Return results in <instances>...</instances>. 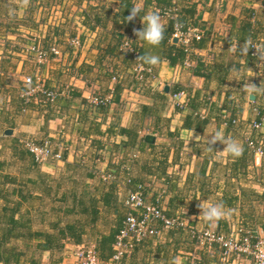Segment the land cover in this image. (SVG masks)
Segmentation results:
<instances>
[{
	"label": "crops",
	"instance_id": "crops-1",
	"mask_svg": "<svg viewBox=\"0 0 264 264\" xmlns=\"http://www.w3.org/2000/svg\"><path fill=\"white\" fill-rule=\"evenodd\" d=\"M172 6L183 24L203 31L187 53L171 37L174 20L156 10ZM145 12L158 13L164 28L155 47L135 36ZM124 38L142 57L160 58L150 66L164 85L135 77ZM257 41L264 46V0H0V264H72L80 244L108 261L129 211L125 199L139 188L179 224L157 221L161 236L132 242L119 264H252L245 256L223 261L220 247L195 232L264 236V158L248 143L264 148ZM38 50L47 52L43 61ZM26 76L60 96L27 101ZM181 90L184 109L172 103ZM94 95L109 104L91 105ZM46 138L66 150L62 160L38 162L23 144ZM209 205L223 214L207 220Z\"/></svg>",
	"mask_w": 264,
	"mask_h": 264
},
{
	"label": "built area",
	"instance_id": "built-area-1",
	"mask_svg": "<svg viewBox=\"0 0 264 264\" xmlns=\"http://www.w3.org/2000/svg\"><path fill=\"white\" fill-rule=\"evenodd\" d=\"M163 16L174 20V28L171 37L177 39L184 45L187 52L190 51V46L193 40H199L203 36V31L193 25H185L179 21L180 15L176 6L165 8L163 11L156 9ZM71 45L78 46L80 41L72 39ZM252 54L260 57L264 55V46L261 42H253L251 44ZM121 48L129 52L134 58L133 72L138 80L147 78L152 85L162 86L163 81L156 73L154 67L144 63L140 59V54L133 47L128 38H124ZM38 60L43 61L47 52L38 50ZM51 52L54 55H60L59 49L51 47ZM191 64L189 56L184 62L188 67ZM25 89L22 96L28 101L31 98L40 96V101L43 103L55 101L61 94L60 91L47 89L44 81L40 78L35 80L31 76H26L23 79ZM172 103L174 106L184 109L187 107V94L181 90L172 93ZM264 99V88L262 91ZM93 106H107L109 104L108 97L92 96L89 100ZM255 127H260L261 123H254ZM249 145L255 150V153L264 158V148L262 145L256 144L254 141H249ZM35 156L38 162H44L47 159L62 160L63 152L58 150L57 143L52 139H45L42 144L26 143L25 145ZM103 178L113 180L112 173H102ZM125 204L129 211L126 214L123 225L116 235L114 242V252L108 261L100 260L95 246L90 244L76 245L72 250V264H119L121 257L129 252L133 246L132 242H141L148 237L161 236V231L156 227L157 221L163 222L164 227L171 228L179 224L178 218H169L163 208L157 203H150L146 200L143 191L139 189L131 191L125 199ZM199 240L207 243L209 246L216 243L221 249V259L228 262L233 258L242 256L249 257L252 264H264V236L254 231H245L242 228H232L228 234H222L210 229L195 232Z\"/></svg>",
	"mask_w": 264,
	"mask_h": 264
},
{
	"label": "clouds",
	"instance_id": "clouds-1",
	"mask_svg": "<svg viewBox=\"0 0 264 264\" xmlns=\"http://www.w3.org/2000/svg\"><path fill=\"white\" fill-rule=\"evenodd\" d=\"M138 9L133 8L130 10L127 16L128 21H132L137 16ZM142 28L135 31V36L138 40L146 45L155 47L161 39L164 31L163 25L160 21V17L156 12H145L143 17L140 18ZM140 59L149 65H157L160 62V58L156 55H145ZM219 137V133L216 134ZM225 150L232 154H239V147L234 142H227ZM223 214L222 208L219 205H209L203 210V215L207 220L218 219Z\"/></svg>",
	"mask_w": 264,
	"mask_h": 264
},
{
	"label": "rangeland",
	"instance_id": "rangeland-1",
	"mask_svg": "<svg viewBox=\"0 0 264 264\" xmlns=\"http://www.w3.org/2000/svg\"><path fill=\"white\" fill-rule=\"evenodd\" d=\"M53 2H54V1H53ZM49 11H51V10H49ZM50 13H51V12H50ZM163 85H164V82H163ZM95 96H97V95H95ZM104 98H105V97H104ZM46 139H52V138H46ZM52 141H54V140L52 139ZM55 141H56V140H55ZM55 141H54V142H55ZM26 143L41 144V143H36V142L30 141V140L24 139V140H23V144L26 145ZM4 149H5V148H4ZM58 150H61V149H58ZM61 151L65 152L66 150L63 149V150H61ZM10 155H11L10 152H2V156H3L4 159H9V158H10V157H9ZM81 155H82V154H80V156H81ZM51 160H53V159H51ZM81 160H83V159H81ZM81 160H80V161H81ZM86 167H87V166H85V165H82V166H81L82 169H88V168H86ZM93 171H95V169H93ZM96 172H101V175H103L102 173H107L106 171L104 172V171H102V170H100V169H98ZM110 173H111V172H110ZM112 175H113V174H112ZM85 176H86V175L84 174V177H85ZM113 176H114V175H113ZM104 179H105V178H104ZM107 180H109V179H107ZM136 190H138V189H136ZM136 190H131V191H136ZM139 190L141 191L142 189L139 188ZM131 191H130V192H131Z\"/></svg>",
	"mask_w": 264,
	"mask_h": 264
},
{
	"label": "trees",
	"instance_id": "trees-1",
	"mask_svg": "<svg viewBox=\"0 0 264 264\" xmlns=\"http://www.w3.org/2000/svg\"><path fill=\"white\" fill-rule=\"evenodd\" d=\"M159 1V0H158ZM161 1V0H160ZM127 3V1L124 3V5ZM123 5V4H122ZM180 21V20H179ZM130 22H132V21H130ZM181 22V21H180ZM182 23V22H181ZM184 51H186V50H184ZM186 53H187V51H186ZM139 54H140V52H139ZM140 56H141V54H140ZM142 57V56H141ZM34 155V154H33ZM35 157V156H34Z\"/></svg>",
	"mask_w": 264,
	"mask_h": 264
},
{
	"label": "water",
	"instance_id": "water-1",
	"mask_svg": "<svg viewBox=\"0 0 264 264\" xmlns=\"http://www.w3.org/2000/svg\"><path fill=\"white\" fill-rule=\"evenodd\" d=\"M177 40V39H176Z\"/></svg>",
	"mask_w": 264,
	"mask_h": 264
}]
</instances>
